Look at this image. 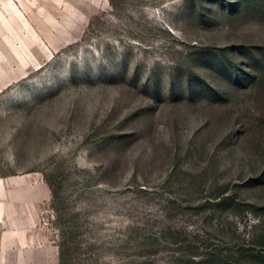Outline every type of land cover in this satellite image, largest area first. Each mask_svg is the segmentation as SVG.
Returning a JSON list of instances; mask_svg holds the SVG:
<instances>
[{"label": "rangeland", "instance_id": "1", "mask_svg": "<svg viewBox=\"0 0 264 264\" xmlns=\"http://www.w3.org/2000/svg\"><path fill=\"white\" fill-rule=\"evenodd\" d=\"M0 264H264V0H0Z\"/></svg>", "mask_w": 264, "mask_h": 264}, {"label": "crops", "instance_id": "2", "mask_svg": "<svg viewBox=\"0 0 264 264\" xmlns=\"http://www.w3.org/2000/svg\"><path fill=\"white\" fill-rule=\"evenodd\" d=\"M36 197H39V196H37L35 193L25 194V195L22 196L21 201L27 202V203H31V202H33L32 199H35Z\"/></svg>", "mask_w": 264, "mask_h": 264}]
</instances>
